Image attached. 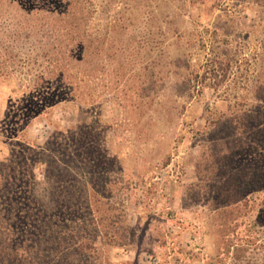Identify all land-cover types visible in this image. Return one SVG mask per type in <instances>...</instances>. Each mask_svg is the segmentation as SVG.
<instances>
[{
    "label": "rangeland",
    "instance_id": "rangeland-1",
    "mask_svg": "<svg viewBox=\"0 0 264 264\" xmlns=\"http://www.w3.org/2000/svg\"><path fill=\"white\" fill-rule=\"evenodd\" d=\"M79 1L91 6V42L71 71L73 98L29 113L20 141L43 146L66 132L84 152L92 218L118 232L94 241V263L264 264V134L233 156L244 131L225 125L264 113V0ZM36 18L16 19L26 32ZM32 32L9 45L30 58L51 47ZM36 69L0 77V162L14 148L6 112ZM34 174L46 186L45 165Z\"/></svg>",
    "mask_w": 264,
    "mask_h": 264
},
{
    "label": "trees",
    "instance_id": "trees-1",
    "mask_svg": "<svg viewBox=\"0 0 264 264\" xmlns=\"http://www.w3.org/2000/svg\"><path fill=\"white\" fill-rule=\"evenodd\" d=\"M34 3L27 5V11L23 3L14 12L0 8V77L14 76L17 71L22 74L27 66L37 65L36 79L31 80L32 88L23 93V103L16 99L6 112L4 134L14 148L9 159L0 162V264H96L94 241L101 236L114 240L118 232H112L115 222L103 226L101 218L97 223L92 218L98 210L88 205L91 195L84 152L78 153L76 145H67L66 132L43 146L20 141L23 127L30 123L29 113L31 117L40 115L45 107L73 98L71 71L75 62H85L88 57L92 10L79 0ZM23 8L24 12L20 10ZM26 15L36 16L37 22L25 32L23 22L16 18L20 20ZM32 31L51 47H38L37 55L30 58L9 44L16 35L29 39ZM10 34L14 36L11 38ZM95 41L99 46L101 39ZM80 73L85 75L86 71ZM23 109L28 110L26 115ZM241 113L235 120L226 119L225 123L244 131L243 140L235 139L233 156L252 152L249 141L254 142L255 134L258 138L264 134L263 112ZM35 162L45 165L46 186L37 181ZM226 164L230 165V161ZM224 175L226 179L231 178L229 171ZM248 182L245 178L244 183Z\"/></svg>",
    "mask_w": 264,
    "mask_h": 264
},
{
    "label": "crops",
    "instance_id": "crops-1",
    "mask_svg": "<svg viewBox=\"0 0 264 264\" xmlns=\"http://www.w3.org/2000/svg\"><path fill=\"white\" fill-rule=\"evenodd\" d=\"M140 259H141V257H138L137 260H136L138 264L141 263V260Z\"/></svg>",
    "mask_w": 264,
    "mask_h": 264
}]
</instances>
